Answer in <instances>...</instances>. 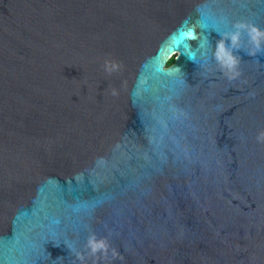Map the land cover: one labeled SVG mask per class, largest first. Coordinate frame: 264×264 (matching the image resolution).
I'll return each mask as SVG.
<instances>
[{
	"label": "water",
	"instance_id": "1",
	"mask_svg": "<svg viewBox=\"0 0 264 264\" xmlns=\"http://www.w3.org/2000/svg\"><path fill=\"white\" fill-rule=\"evenodd\" d=\"M240 23L264 31V0H0V264H264V44L233 47Z\"/></svg>",
	"mask_w": 264,
	"mask_h": 264
},
{
	"label": "clouds",
	"instance_id": "2",
	"mask_svg": "<svg viewBox=\"0 0 264 264\" xmlns=\"http://www.w3.org/2000/svg\"><path fill=\"white\" fill-rule=\"evenodd\" d=\"M236 29L237 30L231 33L228 37L230 38L233 47L239 45L241 30L246 29L250 38V42L254 46V50H260L261 45L264 44V31L260 30L256 26L243 23L237 24ZM215 58L220 63L221 68L226 70L225 74L228 75L229 78H234L235 75H238V73L236 72L237 60L232 55L231 51L226 48L224 40L218 42L217 50L215 52ZM121 67V64L114 60H106L104 63V70L109 74L120 71ZM116 94V90L113 89V95ZM257 141L260 143H264V131L258 133ZM108 247L109 245L107 240L105 238L98 239L95 234L90 235L86 242V249L88 250V254L92 257H96L97 259H99L101 255L104 257L107 256ZM112 254L114 257L117 255L115 250H113ZM76 258L81 261V264H83V261L85 259L84 254L77 252Z\"/></svg>",
	"mask_w": 264,
	"mask_h": 264
},
{
	"label": "snow or ice",
	"instance_id": "3",
	"mask_svg": "<svg viewBox=\"0 0 264 264\" xmlns=\"http://www.w3.org/2000/svg\"><path fill=\"white\" fill-rule=\"evenodd\" d=\"M243 35H244V38H246V39H248L250 41V38L248 36V32H247L246 29L243 31Z\"/></svg>",
	"mask_w": 264,
	"mask_h": 264
},
{
	"label": "trees",
	"instance_id": "4",
	"mask_svg": "<svg viewBox=\"0 0 264 264\" xmlns=\"http://www.w3.org/2000/svg\"><path fill=\"white\" fill-rule=\"evenodd\" d=\"M170 63V59L167 61V63L166 64H169Z\"/></svg>",
	"mask_w": 264,
	"mask_h": 264
},
{
	"label": "flooded vegetation",
	"instance_id": "5",
	"mask_svg": "<svg viewBox=\"0 0 264 264\" xmlns=\"http://www.w3.org/2000/svg\"><path fill=\"white\" fill-rule=\"evenodd\" d=\"M169 59H170V62H171V60H172V56H171Z\"/></svg>",
	"mask_w": 264,
	"mask_h": 264
},
{
	"label": "rangeland",
	"instance_id": "6",
	"mask_svg": "<svg viewBox=\"0 0 264 264\" xmlns=\"http://www.w3.org/2000/svg\"><path fill=\"white\" fill-rule=\"evenodd\" d=\"M168 60H169V58H168ZM168 60H167V61H168ZM167 61H166V63H167Z\"/></svg>",
	"mask_w": 264,
	"mask_h": 264
}]
</instances>
